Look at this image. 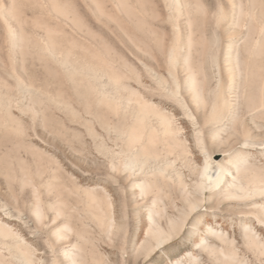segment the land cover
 <instances>
[{
	"label": "rangeland",
	"instance_id": "rangeland-1",
	"mask_svg": "<svg viewBox=\"0 0 264 264\" xmlns=\"http://www.w3.org/2000/svg\"><path fill=\"white\" fill-rule=\"evenodd\" d=\"M202 1L210 11L216 8L217 0ZM143 2L153 16L151 13L145 16L143 31L140 32L120 18L114 22H100L91 17H82L84 25L99 34L94 39L97 41L99 38L96 46L104 57L100 54L93 55L96 52L94 47L90 46L87 40L76 38L67 27L61 26V29L55 30L52 28L56 25L53 21L52 23L49 19L34 17V28L26 29L25 40L21 48H17L18 52L13 60L23 71L24 79L33 84L27 94L21 96L14 92L12 86L14 80L8 76L11 60L7 57L6 49L0 45V91L3 88L2 92L12 90L10 94L16 99L9 108L0 105V228L9 231L0 234V254L3 264H14L9 261L12 257L11 245L16 242V235L30 246L34 259L39 264H69L68 258L63 255V250L70 249L75 252L77 264H264V244H262L264 225L252 221L251 213L248 212L253 208L251 203L243 206L232 204V206L211 208L204 205L199 208L198 212H205L204 221L220 230L219 235H204L200 230L201 224L198 226L199 229H196L198 232H194L195 227L190 225V221L183 232L163 244L155 246L152 241L150 243L152 250H146L147 254L141 249L145 240L139 234L141 223L137 222L133 215L140 209L136 205L139 201L131 196L128 180L116 168L123 160L124 151L134 150L135 146L139 148V145L142 146L146 142L151 153L157 152L162 157L166 153L167 158L173 160L176 169L184 175L188 172V163L197 162L201 158L196 134L198 126L191 122L177 102L158 88L154 78L144 74L142 64L138 61L155 60L161 63V69L166 71L162 62V53L155 48L153 37L154 35L159 37L166 46L172 37L170 23L162 22L166 14L162 1L143 0ZM244 2V12H250L251 17L253 14L252 19L256 17L264 21V0H256L257 3L255 0ZM104 3L112 10L108 0H104ZM156 11L159 12V16L156 15ZM117 22H120L122 29L115 24ZM197 25L199 31L194 36L193 57L205 59L207 56L210 57L208 37L213 31V22L208 18ZM34 30L41 35L47 31L63 40L62 44L71 48L67 56L69 62L74 64L75 58L82 59L79 55H85L86 60L98 61L103 68H109L107 71L117 75L115 85H118L119 89L120 86L123 87L117 93L124 98L129 96L130 87L135 88L137 93L130 95L131 105L119 107L113 100H105V97L97 92L91 83L89 84L83 74L71 72L72 69L52 59L39 45ZM245 30L248 31L247 26ZM247 35L244 37L247 38ZM236 37L239 38L240 35H235ZM224 39L219 42V47L216 46L217 50L213 47L211 50V52L216 51L222 58L226 41ZM243 41L245 42L243 39L235 41L240 58L241 55L245 56L246 45ZM122 56L125 58H121ZM254 56L262 59L264 63V54ZM106 57H111L113 67L110 68ZM133 70L140 71L141 82H144L137 84L132 79L129 80V75L132 73L130 71ZM261 72L263 74L253 75L247 82H245L246 78L243 79L245 77L243 74H240L243 77L238 76L237 85L232 89L233 92L229 93V97L232 103L234 102L236 115L239 116L233 123L234 127L230 121L218 125L225 129L223 133L228 132L230 128L240 132L238 118L244 115L247 120L250 119V128L255 127L257 130L253 134L257 135L258 141L264 140V107L263 109L257 107L258 111L254 108L252 116L245 110V101L248 98L257 101L262 95L264 96V69ZM107 77L104 75V79L102 78L104 83H107L106 91L114 92V85L108 84ZM258 83H260L259 87ZM214 84L215 80H211L210 86L213 87ZM252 85L256 86L253 88ZM247 86L249 88L244 92ZM207 96L210 99L211 94ZM184 97L186 98V94ZM141 98L153 101L166 114L173 117L175 121L171 123V127L177 131H169L162 136L158 134L156 139L154 136L151 140L152 144L147 142V135L141 142H129L125 130L135 121L133 113L139 103H142ZM144 127L146 129V125ZM146 130L148 131V128ZM206 138V141L212 142L208 136ZM233 139L235 138L229 139L228 152L239 146ZM248 149L245 151L249 152L250 164L264 172V148L261 150L259 146ZM220 157L219 154L214 155L215 159ZM168 178L167 175L155 170L144 178L149 181L147 189L149 197L155 196L154 198L157 199L155 200L156 217L162 222L164 215L177 213L173 207V202L177 198L176 182ZM37 208L40 216L36 214ZM114 208H118L124 218L123 228L120 231L111 228L108 223ZM194 217L195 214L191 216V220ZM245 221L254 226L256 237H250L245 233L242 226ZM65 225H67L63 232L65 236L58 238L55 234L56 230L62 229ZM124 228L129 230L130 234L124 235ZM201 236L203 244L200 242Z\"/></svg>",
	"mask_w": 264,
	"mask_h": 264
},
{
	"label": "bare ground",
	"instance_id": "bare-ground-1",
	"mask_svg": "<svg viewBox=\"0 0 264 264\" xmlns=\"http://www.w3.org/2000/svg\"><path fill=\"white\" fill-rule=\"evenodd\" d=\"M108 1L110 2L112 10L107 8L104 0H0V45L6 49L7 57L11 60L8 76H11L14 80L12 84L15 89L14 92L21 96L33 87L32 82L28 80L27 82L24 79L23 71L16 66L13 60L17 55V48H21L22 42L25 40L26 29L28 27L30 29L34 28V17H43L44 19L51 20V22L53 21L56 25L52 28L55 30L61 29V26L67 27L70 33L76 36V38L87 40L90 46L94 47V51H96L93 55L97 56L98 54L99 56V54L101 55L102 53L96 46L99 38L97 41L94 39L99 34L95 32L96 30L94 31L92 28H88L84 25L85 22L82 17H91L100 22H114L120 18L134 27L137 32H140L143 27V19L145 16H147L148 13H151L153 16V13L144 5L143 0ZM161 1L166 12L162 22L164 23L167 21L170 23L172 37L167 43V46L163 45L159 37H155L154 35L153 39L155 48L162 53V62L166 71H163V69H161V63L155 60L150 61L148 58H146L148 60L142 58L145 61L137 60L141 62L142 69H144L143 71L145 72L144 74H148L154 78L158 83V88L177 102L182 107L184 114L193 124L198 126L196 134L201 149V158L197 162L188 163V172L184 175L176 169L174 161L168 159L166 153H164L163 157L157 152L151 153V149H149V146H147L145 142L144 144L142 143V146L139 145V148L135 146L134 150L128 149L129 151H124L123 160L120 164H117V166L115 165L116 168L124 174V178L128 180V188L131 192V196L135 198L134 200L139 201L136 205L140 209L133 215L137 222L141 223L139 234H141L145 240L141 246V249L144 250L143 252L152 248L150 244L152 241H154L155 246H158L163 244L166 240L179 235L190 221V225L195 227L194 232H198L196 229H199L198 226L201 224L202 228H200V230L204 235H219L220 230L218 231L216 229L217 227L215 228L207 221H204L205 212H198V209L204 205L211 208L223 205L232 206V204L243 206L251 203L253 208L251 211L248 210V212L251 213L253 218L252 221L255 220L254 222L258 225H264V172H261L260 169L250 164L248 158L249 152L245 151L248 148H257L259 146L260 149L264 148V140L258 141L257 135L253 134V132L257 130L255 127H253V129L250 128V119L247 120L244 115L238 118L241 128L240 132L235 128H230L228 132L223 133L222 131L225 129L218 126L223 125L222 123H225V121H230L233 124L236 121L235 119L239 116L236 115L234 102L232 103L229 97V93L237 85L238 76H242L240 74H243L245 76L243 79L246 78L245 82H247L253 75L262 73L261 70L264 69L262 59L258 57L255 58L254 56L260 53L264 54V21L256 17L252 19L254 16L253 14L251 17V14H249L250 12H244L243 5L245 4V0H217L216 8L211 11L202 0ZM252 13H254V11ZM27 15L32 19L27 18ZM156 15L159 16V12L156 11ZM260 15H262V13H260ZM208 18L213 22L214 27L208 37V54L210 53V57L207 56L205 59H196L193 57L192 50L194 47V36L199 31L197 24L202 21L205 22ZM28 23L29 26H27ZM115 24H117L119 29L123 28L120 22ZM125 26L127 27V25ZM246 26L248 27V31H244ZM162 29L165 31L164 28ZM235 35H240V37L235 38ZM243 35L245 37L247 35V38ZM34 36L39 40V45L50 57H52V59L57 60L66 68L69 67L72 69L73 71L71 72H80V74H83L89 81V84L91 83L93 88L105 97V100L109 101L111 99L113 102H116L119 107L123 105L128 107L131 105L132 101L130 95L137 93L136 89L130 87L129 96L126 98L119 95L120 93L118 94L117 91L120 92V89L123 87L120 86V89L119 87L117 88L118 85H115V83H117L116 78L118 77L113 72L107 71L109 68H103L99 65L98 61L93 62L91 59L86 60L84 57L85 55H79L82 59L75 58L73 64L67 59L71 48L69 46H64L62 44L63 40L61 41L60 38L47 33V31L41 35L34 30ZM222 39L226 40L224 54L222 53L223 58L220 57L216 51L211 52L212 47L215 49L216 46L219 47L218 44ZM241 39L245 40V42H243L246 47L244 50L245 56L242 57L241 55L240 58L239 52L237 53L238 45H236L235 41H240ZM135 43V45L138 44L136 41ZM142 54L144 53L142 52ZM91 58L93 59L94 57ZM121 58L124 59L125 57L122 56ZM106 60L110 64V68L113 67V60L111 57H106ZM126 61L123 62L126 63ZM135 70L130 71L132 73L129 75V80L132 79L133 82L141 84L144 82H141L140 77L142 75H139L141 69L139 72ZM262 74H260V76ZM104 75L108 76V84L114 85V92L106 91L107 83H104L102 80ZM211 80H215L213 87L210 86ZM258 80L261 81L260 79ZM6 84L8 83L6 82ZM259 84L260 83H258V87ZM246 85H248V83H246ZM248 86L246 90H242V92H246L247 89L251 87ZM260 86L261 88L263 87L262 84ZM2 91H0V105L4 106V108H9V106L16 102L15 96L10 94L12 90H10V92ZM256 92L257 91H255V93ZM209 93L211 94L210 99L207 96ZM184 94H186V98ZM244 97L245 96H243V98ZM249 97H252V95L250 94ZM19 99L21 100V98ZM141 100L142 103H139L133 113L135 121L130 126L128 125L129 127L125 130V136L129 142H141L147 135V142L152 144L151 140L154 136V139H156L158 134L162 136L169 131H177V129L171 127V123L175 121H173V117L161 110L153 101L142 98ZM245 102V110H247L248 115L252 116L254 108L257 109V107H260L263 109L264 96L262 95L257 101L253 98H248ZM145 120L146 123H144ZM152 121L155 122L153 123ZM145 125L148 131L145 129ZM142 128L144 129L142 130ZM207 136L212 142L206 141ZM231 138H235L233 140H236V144H239V146H237L238 149L236 147L228 152L230 146L229 139ZM216 154H219L221 157L215 159L214 155ZM154 170L158 173L167 175L176 182L177 198L173 202V207L176 209L177 213L176 215L175 213L164 215L163 222L156 217L155 206L157 203H155V200L157 199L154 198L155 196L152 198L149 197L147 190L149 181L144 179ZM119 178H122V176H119ZM36 214L40 216L38 208ZM194 214L195 217L191 220V216ZM108 223L111 228H115L117 231H120V229L122 230L124 218L118 208L113 209L109 216ZM242 226H244L245 233L250 235V237L257 236L255 232L256 229L253 228L254 226L252 227L249 223H246V221ZM64 228H67V225L63 226L62 229L56 230L55 234L58 238L63 237V232H65ZM4 231L5 233L9 232L0 228V234H4ZM123 233L124 235L130 234L129 230H126V228H124ZM15 237L16 242L11 245L12 257H9L11 259L9 262H13L14 264H39L34 259L33 250L30 249V246H28L22 238H18L17 235ZM200 242H203L202 236ZM145 254L147 253L145 252ZM63 255L68 258L69 264H77L75 252L73 250H63ZM0 264H3L1 261V254Z\"/></svg>",
	"mask_w": 264,
	"mask_h": 264
}]
</instances>
